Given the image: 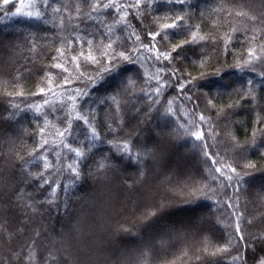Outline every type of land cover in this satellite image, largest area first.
Segmentation results:
<instances>
[{"label": "trees", "instance_id": "trees-1", "mask_svg": "<svg viewBox=\"0 0 264 264\" xmlns=\"http://www.w3.org/2000/svg\"><path fill=\"white\" fill-rule=\"evenodd\" d=\"M238 253L264 257V0H0V264Z\"/></svg>", "mask_w": 264, "mask_h": 264}, {"label": "snow or ice", "instance_id": "snow-or-ice-1", "mask_svg": "<svg viewBox=\"0 0 264 264\" xmlns=\"http://www.w3.org/2000/svg\"><path fill=\"white\" fill-rule=\"evenodd\" d=\"M10 2H12V0H4V5L6 6V5L9 4ZM44 3L47 4V3H48V0H44ZM98 6H101V7L105 8V9H107V8L112 7L113 5H111V4H102V5H98ZM93 10H95V7L93 8ZM13 14H14V15H16V14H20V9L17 8L16 13H13ZM28 15H31V13H28ZM37 15H39V13H37ZM168 27H172V25H169ZM153 38H154V37H153ZM178 47H179V46H178ZM165 58H167V57L165 56ZM56 66H57V67H60V65H56ZM201 119H203V117H201ZM199 138H200V137L197 136V139H199ZM77 155H79V153H77ZM45 183H48V182L45 181ZM36 235H37V237H39L40 233L37 232ZM54 259H55V258H54ZM244 259H245V258H244L242 255H240V254L238 253L237 256L234 257V259H233V264H236V261H237V260L241 261L242 264H243ZM65 264H67V260H65ZM258 264H264V257L259 258V260H258Z\"/></svg>", "mask_w": 264, "mask_h": 264}]
</instances>
